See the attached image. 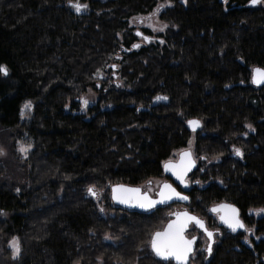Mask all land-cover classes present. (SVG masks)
<instances>
[{"label": "trees", "instance_id": "1", "mask_svg": "<svg viewBox=\"0 0 264 264\" xmlns=\"http://www.w3.org/2000/svg\"><path fill=\"white\" fill-rule=\"evenodd\" d=\"M160 1L78 0L77 12V0H0V129L29 148L23 183L0 181L11 264H173L149 247L171 206L124 210L109 189L165 179L162 164L188 146L196 168L177 189L221 232L208 257L197 232L189 264H264V86L250 80L264 69V0H166L165 30L137 35L129 21ZM89 90L97 100L80 112ZM221 202L254 237L218 223L209 208Z\"/></svg>", "mask_w": 264, "mask_h": 264}, {"label": "snow or ice", "instance_id": "2", "mask_svg": "<svg viewBox=\"0 0 264 264\" xmlns=\"http://www.w3.org/2000/svg\"><path fill=\"white\" fill-rule=\"evenodd\" d=\"M259 0H251L252 4L258 3ZM77 12H80L83 8H86L87 5H81L78 0L76 3H71L70 5ZM137 35H140L138 32ZM138 47V45H136ZM0 74L7 75L8 69L6 66L0 65ZM252 83L254 84H264V69H253L252 75ZM160 99V98H158ZM86 104L87 101H84ZM25 108H30V103L24 106ZM23 114V109H22ZM189 125L195 130L199 127L198 121H189ZM21 151H25V149H21ZM236 154L240 155L239 149H236ZM191 154L188 152H184L181 154V164L174 165L171 162H165L164 169L165 171H171L173 176L177 180H179L182 184L184 183V178L188 171L193 167V161L190 158ZM186 186V185H185ZM89 193H93V189H88ZM113 200L122 203L129 204L130 206L135 202V206L141 208H151L154 207L157 203H165L166 201L172 199L173 197L186 200L187 197L181 196L176 190L172 187L171 184L165 183L161 191L158 193L160 196L159 200H150L147 197V194L143 196L139 195V189H129L124 188L123 186H117L113 188ZM221 209L225 210V214L220 216L221 222L233 232L238 229H243L245 225L239 218L238 210L231 205H221L218 208H213V212H218ZM260 212H264V209L260 210ZM259 214V213H258ZM176 220L168 223L167 227L163 232H156L151 239V248L153 252L162 259L172 258L176 261V264H186L188 256L192 251V245L195 240L186 239L184 236V232L190 222H194L198 227L205 230L206 235L209 240H212L213 233L207 231L204 227L203 221L199 220L197 217L190 216L187 213H176ZM11 247L14 251V256L19 252L18 244L15 240L10 242ZM208 251L211 252V243L208 246Z\"/></svg>", "mask_w": 264, "mask_h": 264}, {"label": "rangeland", "instance_id": "3", "mask_svg": "<svg viewBox=\"0 0 264 264\" xmlns=\"http://www.w3.org/2000/svg\"><path fill=\"white\" fill-rule=\"evenodd\" d=\"M80 4L83 5L82 3ZM261 5L264 7V1L261 2ZM169 6H170V3L168 1L162 0L157 4L155 9L150 14L143 15V16H135L129 21V24L137 32H141L142 29H147L153 35L157 33H161L165 30L166 25L163 21L159 19V14L163 9ZM82 11H86V8H83L80 12ZM81 98H82V102L80 101V103L82 104V107L80 109V112H84V113H86V109L88 106V105H84L85 104L84 101H87L88 104L90 103V105H93L95 104L97 100L96 94L91 90L84 93ZM24 106L22 107L23 114H22V109H21L22 117H26L27 113H29V111L31 110V107L25 108ZM191 144L192 142L190 143V145ZM22 148L25 149V151H21ZM190 148L188 146L181 150H186V149L190 150ZM181 150L175 151L172 155V158H170L169 160H176L178 153ZM28 151H29V148L24 146L23 143H21L20 141L13 142L9 137L8 131L0 129V181L6 182L8 184H16V185L23 183L24 173L22 169L23 168L22 162L25 156L27 155ZM166 180L167 178L151 179L145 182L144 184H142L141 186L146 191H148L150 195H154L160 183ZM182 209H183L182 206L174 205V206H171V208L167 212L168 214H172ZM187 210L189 209L187 208ZM213 216L216 218V215H213ZM4 217H5V214L3 213V211H0V219H3ZM190 230H193L194 232L191 234L187 233L186 235L188 237L197 235L198 231L196 229L190 228ZM212 230L218 231V229H212ZM218 232L220 234L216 236L217 241L215 242V244H217L220 239L221 232L220 231ZM241 232H243L244 234V240H246V238L250 239L254 237L253 227H247L245 225L244 230ZM199 239L201 243L199 251H202L203 253H205L207 242L204 238L201 237V235ZM13 240H15L18 244L17 238H13L9 242H6L5 240H3V238L0 237V264H11L9 260L18 256V253L15 254L14 256L13 248L10 245V242H12ZM194 256H196V254H194Z\"/></svg>", "mask_w": 264, "mask_h": 264}, {"label": "water", "instance_id": "4", "mask_svg": "<svg viewBox=\"0 0 264 264\" xmlns=\"http://www.w3.org/2000/svg\"><path fill=\"white\" fill-rule=\"evenodd\" d=\"M256 4H258V3H256ZM256 4H254V5H256ZM256 68H259V67H255V68H253V69H256ZM253 69L251 70V78H250V80H251V84H252L254 87H256V88H260V87L264 86V84H254V83H252ZM259 69H262V68H259ZM2 75H3V74H2ZM3 76H5V75H3ZM189 121H198V120H196V119H192V120H189ZM189 121H188V122H189ZM188 122H187L186 125H187V128H188V130H189L190 132H196V131L200 128V126H201L200 122L198 121V122H199V127H197L195 130H193V128L189 125ZM184 152H188V153L191 154L190 158H191V160H192L194 163H193V167L191 168V170L187 172V174H186V176H185V178H184V183L182 184L179 180H177V179L175 178V176H173V174H172L171 171H165V169H164V164H165V162H171V163L174 164V165H180V164H181V154L184 153ZM165 162L162 164V174H163V176H165V177L167 178V180L164 181V182H162V183H160V185H159L157 191L154 193V195H150L149 192L146 191L142 186H135V185H128V184H115V185H112V186L110 187V189H109V198H110V201H111L112 206L117 207V208H121V209H124V210H128V211H137V212H140V213H148V212H151V211L155 210L156 208H160V207H168V206H172V205H180V206L183 207V209L180 210V211H176V212L170 214V217H169L168 221L165 223V225L163 226V228H162L161 230L156 231V232H163V231L165 230V228L167 227V225H168L169 222H171V221H175L176 218H177L176 215H175L176 213H187V214L190 215V216L197 217L199 220L203 221L204 227L207 229V231L212 232L211 230H209V229L207 228L206 223H205V221H204L202 218H200L199 216H197V215H195L194 213H192V212H190L189 210H187L186 206H187V204H188V202H189V198H188V196H187L186 193L181 192V191H179V190L177 189V187H179L182 191H185V190L188 189V187H189V183H188V181H187V178H188V176H189V175L195 170V168H196V161H195V159H194V157H193V154H192L191 150H189V149L181 150V151L178 153V156H177V159H176V160H167V161H165ZM165 183H167V184H171L172 187L176 190V192H178L181 196H185V197H187V199H186V200H182V199H179V198L173 197L172 199L166 201L165 203H157L154 207H151V208H141V207L135 206V202H133V204L130 206L129 204H122V203H119V202L113 200V191H112V190H113L114 187H117V186H123L124 188H129V189H139V190H140L139 195L143 196L144 194H147V197H148L150 200H159V199H160V196L158 195V193L161 191V188H162V186H163ZM185 185H186V186H185ZM221 205H231V206L235 207V208L238 210V212H239V209H238L236 206H234V205H232V204H229V203H225V202H221V203L215 204V205H213V206H211V207L209 208V212H210L211 214L217 216V220H218L219 224H220L223 228H225V229H227V230L233 232L232 230H230L229 228H227V227L221 222V220H220V216L225 214V210H224V209H221V210L218 211V212H213V211H212L213 208H218V207L221 206ZM239 218H240V213H239ZM240 219H241V218H240ZM241 221H242V219H241ZM242 222H243V221H242ZM243 224H244V223H243ZM190 228H194V229H196L198 232L202 233L203 236L206 238V240H207V245H206V250H205V251H206L207 256H209V255L211 254V252L208 251V246H209V244L211 243V251H212V247H213V244H214V233H213V232H212V233H213V237H212V240L210 241L209 238H208V236L206 235V232H205L204 229L198 227L194 222H190V223L188 224V226H187L185 232H184V236H185L186 239H189V240H191V239H193V237H195V240H194V242H193V245H192V251L190 252V254H189V256H188V259H187V261H186V264H189L190 257H191V255H193V253H194V251H195V248H196V242H197V239H198L197 236H191V237H188V236L186 235V232H187ZM243 230H244V228H243V229H238L237 231H235V232H233V233H238V232H241V231H243ZM156 232H154V233L152 234V236H153ZM152 236H151V239H152ZM149 247H150V251L152 252L153 256H154L157 260L162 261V262H171V263H173V264H176V261H175L174 259H172V258H169V259L165 260V259H162V258L158 257V256L153 252V250H152V248H151V240H150V245H149Z\"/></svg>", "mask_w": 264, "mask_h": 264}, {"label": "flooded vegetation", "instance_id": "5", "mask_svg": "<svg viewBox=\"0 0 264 264\" xmlns=\"http://www.w3.org/2000/svg\"><path fill=\"white\" fill-rule=\"evenodd\" d=\"M240 213V212H239ZM241 218V217H240ZM216 219H217V216H216ZM208 228V227H207ZM209 229V228H208ZM225 229V228H224ZM209 230H211V229H209ZM227 230V229H226ZM213 233H214V244H213V247H212V249L215 247V242L217 241V238H216V236L217 235H219L220 233L218 232V231H214V230H211ZM229 231V230H228ZM231 232V231H230ZM200 233V232H199ZM233 233V232H232ZM201 234V237L202 238H204L205 240H206V238L203 236V234L202 233H200ZM206 242H207V240H206ZM206 245H207V243H206ZM205 250H206V248H205ZM212 252V251H211ZM205 254H206V251H205ZM211 255V254H210ZM209 255V256H210ZM206 256H207V254H206ZM208 257V256H207Z\"/></svg>", "mask_w": 264, "mask_h": 264}, {"label": "bare ground", "instance_id": "6", "mask_svg": "<svg viewBox=\"0 0 264 264\" xmlns=\"http://www.w3.org/2000/svg\"><path fill=\"white\" fill-rule=\"evenodd\" d=\"M187 233V232H186Z\"/></svg>", "mask_w": 264, "mask_h": 264}]
</instances>
